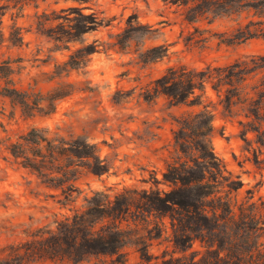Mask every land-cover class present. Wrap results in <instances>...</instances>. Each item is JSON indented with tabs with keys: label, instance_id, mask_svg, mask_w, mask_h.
I'll list each match as a JSON object with an SVG mask.
<instances>
[{
	"label": "trees",
	"instance_id": "16d2710c",
	"mask_svg": "<svg viewBox=\"0 0 264 264\" xmlns=\"http://www.w3.org/2000/svg\"><path fill=\"white\" fill-rule=\"evenodd\" d=\"M45 1L0 0V46H23L21 27L13 22L5 33L2 26L7 15L11 20L21 18L31 6L36 10V32L49 39L56 50L80 45L67 61L55 66L56 77L85 68L99 47L121 53L133 51L144 65L168 55V45L144 47L158 30L139 22L136 15L129 16L125 28L110 37L113 42L94 40L85 44V35L106 23L95 11L84 13L89 9L82 6L87 0H55L77 5L39 13V4ZM160 1L180 9L187 24L230 20L234 27L224 39L227 45L264 41V0ZM19 62L20 59L0 62V80L4 82L0 97L18 107L26 118L51 116L57 104L75 92L74 84L67 81L45 94L30 87H15L12 64ZM207 89L215 94L224 112L243 114L247 121L239 122L242 138L246 139L248 132L255 133V142L264 148V54L203 69L170 66L151 82L143 99L151 103L163 97L171 107L196 108L203 104ZM174 122V156L166 163L161 179L154 177L149 188L127 187L112 195L94 192L80 209L55 219L53 228L43 226L29 239L1 247L0 264L63 260L79 264L91 259L126 264L128 250H133L145 264H264V200L241 203L238 213L234 212L229 194L242 183L227 172L214 151L211 112L203 108L183 114ZM7 151L14 164L42 185L60 191L61 206L79 193L76 181L83 171L102 176L111 169L100 158L98 145L87 135L71 130L62 133L57 127H32L11 142ZM254 162H260L257 156ZM160 240L170 245L171 252L165 249L156 256L150 251L153 242ZM196 243L202 252H191Z\"/></svg>",
	"mask_w": 264,
	"mask_h": 264
},
{
	"label": "rangeland",
	"instance_id": "374dc122",
	"mask_svg": "<svg viewBox=\"0 0 264 264\" xmlns=\"http://www.w3.org/2000/svg\"><path fill=\"white\" fill-rule=\"evenodd\" d=\"M76 5L46 0L37 11L50 13ZM82 6L89 8L84 13L95 11L106 22L97 31L85 35V44L94 40L113 42L110 37L125 28L129 16L136 15L139 22L158 30L155 37L145 41L144 47L165 44L169 46L168 55L144 65L133 51L121 53L99 47L85 68L56 77L55 66L67 61L80 45L70 44L69 50H56L49 39L36 32L33 17L36 10L31 6L21 18L11 20L10 15L4 18L5 33L13 22L23 30L21 48H12L8 43L0 46V62L20 59L12 64L11 79L15 87H30L45 94L67 81L74 84L75 92L60 101L51 116L32 118H26L18 107L0 97V248L29 239L43 226L53 228L55 219L80 209L94 192L106 191L112 195L127 187L149 188L154 177L161 179L166 163L174 156V120L203 108L212 114L215 153L227 172L242 183L236 192L229 194L234 212L238 213L241 203L264 200V148L255 142V133L248 132L246 139L242 138L239 122L247 121L242 113L224 112L210 89L203 104L196 108L171 107L163 97L151 103L143 99L151 82L170 66L182 64L194 69L225 66L264 54V41L255 39L241 45H227L224 39L231 33L233 22L223 18L212 23L204 20L187 24L180 9L164 5L160 0H87ZM3 86L0 80V88ZM32 127L50 130L57 127L62 133L71 130L87 135L98 145L100 158L110 164V171L102 176L83 171L76 181L79 193L61 206L59 201L63 196L59 190L42 185L35 176L14 164L8 154L10 143ZM256 156L258 164L254 162ZM165 249L171 252L170 245L160 240L153 242L150 252L160 256ZM194 251L203 249L196 243L191 252ZM49 264L73 263L63 260ZM79 264L110 263L91 259ZM126 264L145 263L133 250H128Z\"/></svg>",
	"mask_w": 264,
	"mask_h": 264
}]
</instances>
